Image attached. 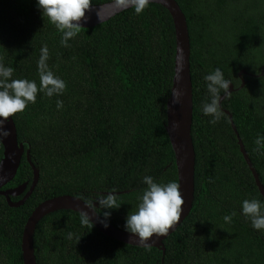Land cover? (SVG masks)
I'll return each instance as SVG.
<instances>
[{
    "label": "trees",
    "instance_id": "1",
    "mask_svg": "<svg viewBox=\"0 0 264 264\" xmlns=\"http://www.w3.org/2000/svg\"><path fill=\"white\" fill-rule=\"evenodd\" d=\"M108 1L92 0V5ZM176 1L191 40L196 165L190 214L164 240L163 254L157 247L113 239L91 222L82 224L80 213L60 209L36 226L38 264H264V229H254L242 212L245 199L264 204V197L238 139L264 185V149L255 151V140L264 137V0ZM62 36L43 17L38 0H0V57L14 69L11 79L34 80L39 86L38 61L47 45L49 69L66 82L62 94L39 92L35 103L12 116L18 140L30 149L40 176L18 207L0 195V264H24L25 224L46 199L69 194L96 203L104 219V212H111L106 220L126 231L127 216L138 209L147 188L145 176L157 183L178 182L166 131L176 52L168 9L149 3L137 14L131 7L81 28L67 47ZM217 68L234 90L220 103L223 116L212 124L213 117L203 113L210 102L204 77ZM242 70L247 73H242L245 84L240 87ZM224 109L232 114L236 130ZM3 154L0 142V161ZM33 176L25 152L16 176L3 189L26 182L28 191ZM109 193L117 196L119 209L100 206ZM233 212L226 222L224 217Z\"/></svg>",
    "mask_w": 264,
    "mask_h": 264
},
{
    "label": "water",
    "instance_id": "2",
    "mask_svg": "<svg viewBox=\"0 0 264 264\" xmlns=\"http://www.w3.org/2000/svg\"><path fill=\"white\" fill-rule=\"evenodd\" d=\"M150 3H157L168 9L172 15L176 34V52H175V73L173 78V85L171 94L167 100V123L166 131L168 133L174 154L176 159V166L178 171V183L181 184V192L185 199V205L183 207L181 220L169 230L167 235L158 236L156 234L149 238L147 242L140 241V238L136 235L130 234L128 231L119 229L104 219L95 209L96 203L90 204L84 201L82 198L74 195H59L44 200L38 204L32 211L28 218L22 236V255L24 264H38L35 256L34 249V234L38 222L47 214L60 209H69L76 211L80 214L87 213L92 223L97 229H99L105 235L116 239L118 241L140 246V247H157L165 254L164 240L183 223L188 217L193 207L194 193H195V165H196V153L192 138V124H193V83L191 76V40L188 22L185 13L176 0H150ZM131 7L121 8L117 7L115 0L104 2L101 4L92 5V10L86 13L87 19L81 22V28L94 27L100 23L106 22L116 14L125 11ZM99 16V17H98ZM242 73H247L246 70H242L239 76L242 77ZM264 73V69H263ZM245 81L242 80L240 87H243ZM179 88L183 92L181 102L174 104L172 91ZM234 90L233 83L229 86V91ZM226 97L225 94L221 96V102ZM220 102V103H221ZM229 115L233 128L236 130V126L233 122L232 114L229 110L224 109ZM2 119V118H0ZM179 124V127H174L175 124ZM5 128L10 131V135L0 140L4 147V154L0 161V195H4L10 206L18 207L25 203V201L33 193L40 176L39 170L32 162L30 157V149H25L23 142H19L17 127L15 121L10 117L6 123ZM238 135V133H237ZM239 145L241 152L243 153L256 181V184L264 197V185L260 180L259 174L254 168L251 159L245 149V146L238 135ZM26 152V157L33 169V181L29 190L25 193L28 184L23 183L14 188L3 189L17 174L22 157ZM25 195L19 201H12V196ZM107 223L108 227L104 224Z\"/></svg>",
    "mask_w": 264,
    "mask_h": 264
},
{
    "label": "clouds",
    "instance_id": "3",
    "mask_svg": "<svg viewBox=\"0 0 264 264\" xmlns=\"http://www.w3.org/2000/svg\"><path fill=\"white\" fill-rule=\"evenodd\" d=\"M150 0H115L117 7H133L137 14H141L149 5ZM38 7L42 10L43 17H47L55 27L63 33L61 44L65 47L68 40L75 37L81 27V22L87 19L86 13L92 10V0H38ZM99 17V16H98ZM49 50L47 45L41 49V56L38 61L40 84L28 79H11L14 69L6 67L3 63V57H0V140L10 135V131L5 128L6 121L23 112L30 103H35L37 94L44 92L48 97L62 94L66 89V82L56 76L48 67ZM207 81V89L210 93V102L203 105V113L213 117L212 124L217 123L223 116L221 111V90L227 96L231 95L229 86L230 80L224 78L223 72L217 68L213 73L204 77ZM10 81V82H9ZM183 92L179 89H173V103L181 102ZM63 101H57V107L61 108ZM174 127L178 128L179 124ZM258 146L255 151L264 149V137H258L255 140ZM264 154V153H262ZM211 182V181H210ZM144 183L147 188L141 197V203L135 212H130L126 219L125 229L132 235L140 238V241L147 242L154 234L158 236L167 235L182 216L185 199L181 192V184L175 181L166 184L157 183L153 177L145 176ZM100 206L104 209H119L117 196L109 193L106 197L99 200ZM242 212L251 220L252 227L260 230L264 229V204L258 199H245L242 204ZM107 219L111 212H104ZM232 215H226L224 220L231 222ZM92 223L90 216L83 212L81 214V223L88 225ZM93 225V224H92ZM108 227V224H104ZM69 239L72 234L69 233Z\"/></svg>",
    "mask_w": 264,
    "mask_h": 264
},
{
    "label": "flooded vegetation",
    "instance_id": "4",
    "mask_svg": "<svg viewBox=\"0 0 264 264\" xmlns=\"http://www.w3.org/2000/svg\"><path fill=\"white\" fill-rule=\"evenodd\" d=\"M240 77V76H239ZM240 79H241V81L242 80H244V78L243 77H240ZM26 183V182H25ZM23 184V183H22ZM21 185V184H20ZM19 186V185H18ZM15 187H17V186H15ZM9 188H12V187H9ZM14 188V187H13ZM8 189V188H7ZM27 191H25V193H26ZM25 193L24 194H22L23 196L25 195ZM21 196V195H20ZM12 197H15V196H12ZM19 201V200H18Z\"/></svg>",
    "mask_w": 264,
    "mask_h": 264
}]
</instances>
